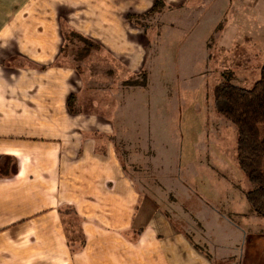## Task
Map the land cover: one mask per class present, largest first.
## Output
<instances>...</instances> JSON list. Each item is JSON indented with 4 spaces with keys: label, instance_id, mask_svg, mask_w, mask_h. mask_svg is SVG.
I'll return each mask as SVG.
<instances>
[{
    "label": "crops",
    "instance_id": "crops-1",
    "mask_svg": "<svg viewBox=\"0 0 264 264\" xmlns=\"http://www.w3.org/2000/svg\"><path fill=\"white\" fill-rule=\"evenodd\" d=\"M155 1L0 0V264H216L190 222L147 191L151 179L139 181L155 178L154 161L122 156L113 137L119 65L140 72L151 44L129 16ZM162 1L170 21L186 10L225 16L218 62L234 77L260 72L264 0ZM71 29L97 47L68 41ZM260 225L244 235L237 264H264Z\"/></svg>",
    "mask_w": 264,
    "mask_h": 264
},
{
    "label": "rangeland",
    "instance_id": "rangeland-1",
    "mask_svg": "<svg viewBox=\"0 0 264 264\" xmlns=\"http://www.w3.org/2000/svg\"><path fill=\"white\" fill-rule=\"evenodd\" d=\"M166 7L154 18H145L150 25L148 63L144 75L122 86L120 111L113 116L121 127L114 131L115 141L120 146L121 141L132 140L138 146L139 134L142 151L138 147L135 153L154 161L155 175L139 180L142 185L151 179L147 191L181 225L183 218L190 222L185 229L216 264H237L244 235L262 227L264 218L245 198L252 184L236 159V127L213 106V86L223 79V71L230 72L216 54L225 16L204 17V10L192 14L186 10L177 11L170 21ZM197 23L201 27L196 33ZM119 66L118 75L126 80L135 74ZM233 66L241 75V68ZM259 77L260 72L233 76L231 81L251 87ZM112 90L106 99L114 104ZM261 131L264 134V125Z\"/></svg>",
    "mask_w": 264,
    "mask_h": 264
},
{
    "label": "trees",
    "instance_id": "trees-1",
    "mask_svg": "<svg viewBox=\"0 0 264 264\" xmlns=\"http://www.w3.org/2000/svg\"><path fill=\"white\" fill-rule=\"evenodd\" d=\"M165 5L162 0H156L150 11L141 16L135 18L129 16V18L147 30L150 25L147 24L145 18H150L152 14L158 15ZM64 36L71 43L76 42L72 38L83 42L86 45L84 49L87 47L91 49L98 45L76 30H64ZM144 70L135 73L129 80L123 81L122 86L124 83L133 82L137 76L144 75ZM222 73L223 79L217 82L212 89L213 106L216 112L236 127V159L240 169L252 184L245 191V198L252 210L264 218V134L261 131V125H264V62L260 67V77L251 87L233 83L231 71ZM113 137L115 139V136ZM137 141L138 146L132 140L121 141L118 148L122 156H133L142 142L139 135ZM1 159L3 156L0 155ZM3 172L0 167V176Z\"/></svg>",
    "mask_w": 264,
    "mask_h": 264
}]
</instances>
